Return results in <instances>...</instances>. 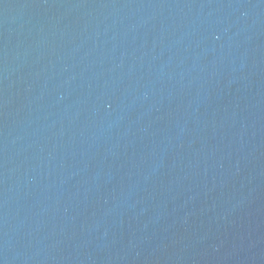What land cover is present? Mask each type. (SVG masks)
<instances>
[{
    "label": "water",
    "instance_id": "water-1",
    "mask_svg": "<svg viewBox=\"0 0 264 264\" xmlns=\"http://www.w3.org/2000/svg\"><path fill=\"white\" fill-rule=\"evenodd\" d=\"M0 264H264V0H0Z\"/></svg>",
    "mask_w": 264,
    "mask_h": 264
}]
</instances>
